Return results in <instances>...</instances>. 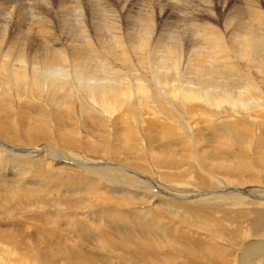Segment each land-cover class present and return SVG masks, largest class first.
I'll return each mask as SVG.
<instances>
[{
	"label": "bare ground",
	"instance_id": "1",
	"mask_svg": "<svg viewBox=\"0 0 264 264\" xmlns=\"http://www.w3.org/2000/svg\"><path fill=\"white\" fill-rule=\"evenodd\" d=\"M83 1H84V6H86V9H87L86 12H88L89 14V11H90V16H93L95 13L98 14V12L99 14L98 15L96 14L97 16L99 15L117 16L116 10L118 9H115V7H113V3H114V6L118 3L119 5H121L123 9L125 1L127 0H96V2L94 1L96 8H95V5L92 6L93 4L92 0L91 1L83 0ZM133 1L132 3L131 1L128 2L129 6L127 9L124 8L125 13L124 12L123 13L126 14L124 16H142L141 22L140 21L137 22L134 19V22L136 21L137 24H134V22L132 24L136 26V29H134L132 33H130L128 36H126V39H124L121 36H118V34L115 32L114 26L116 24V21H110V23L108 22L107 24L104 23V27L105 28L107 27L106 28L107 30H105L107 34H104V35L102 34L101 26L100 28L98 26L97 27L94 26L93 30H96L95 31L96 34L94 33V35L97 36L96 37L97 41L102 43L100 45L101 48L99 47L100 48L99 50V48L98 49L93 48L92 46L93 43L91 44L89 39L87 38L88 35L85 36L84 34L81 33V39H82L81 40L80 36L78 35L79 31L78 33L74 32L72 36L70 35L71 37H73L70 42L71 45L70 44L65 45V46L64 44L62 45L61 42L59 41L60 39L58 40L55 37L56 35L53 32L54 30L53 31L51 30V26H50L51 20L50 21L49 19L44 20L42 19V17H40V16H43V17L47 16V11H46L47 7H49L50 9L54 11L55 17L56 16L71 17L70 13L74 14V12H78L79 14V12L81 13L82 11V9L80 10V8H84V6H82V0H56L55 2H57L56 4L58 5L56 9L52 7L53 4L50 3L49 0H20V1L19 0H0V16H6V17L16 16V17H19L20 19V22L17 24V27L19 29V36H15L14 38H11L10 40H7V41H6L5 32L8 30L10 26L9 21L8 20L2 21L0 23V73L2 72L5 74L4 79L8 80L9 83L12 85V87L15 88L13 90L14 93L12 91L11 92L13 93L14 96L17 97L18 100H21L20 104L18 102L16 103L17 105L15 107L12 106L13 108H16V110H18L19 121L21 118L23 119L21 121L22 123L21 125L13 126L19 129V133L21 136L20 140L25 141L29 145H36L40 141H50L52 138L48 133H46V131L42 130L44 129V126L42 128V124L39 122L40 120H38V118L35 119V117L33 116V112L31 114L30 110L25 111V109L27 107L29 108V106L36 107L35 101H34L35 98L30 95L31 94L30 92L32 91V89L31 91L29 89L30 87L29 88L25 87L26 90L24 89L23 85H26V83L27 84L30 83V85L39 87L41 89L40 91L41 95L43 94V96H46L45 97L46 104L52 109V111L55 110L59 112L60 110L61 111L64 110V112L66 111L65 112L66 115L70 114L69 110L72 109V105H74L75 103L73 101H76L75 96L71 90L73 88V87L71 88V86L74 85L75 91L78 93L80 98L82 97L81 99L82 102L84 101L83 102L84 104L88 103V106H90V104L92 105L95 102L94 104H96L95 106H98V111L100 112V114L104 115L106 118L108 117V115L112 116L110 115V113L112 114V112L114 113L118 109H120L118 110V112L120 111V114L122 115L120 117H122V119L125 118L126 116H130L131 118H133V109L135 108V106L134 108L129 106L131 104L129 102L131 98V94L136 93L137 96L138 95L142 96V95H146L148 91L142 90L141 89L142 87L139 88L136 86L133 87L132 89H128L129 87L127 89H123L118 84L116 85L117 81H114V83L116 82L114 85L113 80H111L110 78H107L106 75L104 74H102L103 77L101 76V78H98L96 76L97 70L93 66V63L96 62V63H101L103 66L105 65L106 68L104 69H109V66L107 67V65H110L109 61L120 58L121 55H123V48H126V47L129 50L130 49L133 50L135 54H136V51L138 52V50L142 52L148 51L149 61H150L149 63L151 65V71L150 70L149 71L150 73L153 72L151 77H153L158 82L159 85H168L167 87L170 86L169 80H168L169 84H167L168 82L166 83L168 79L167 73L169 72V70H166L165 68H166V62L168 61H170L171 63L174 62L173 67H171L174 72V76L180 75L181 77V75L184 74V71H185L184 75L187 74V77H188V78H184V80H186V83L187 84L194 83L195 86L196 84L198 85L197 92L190 91L189 89L186 88V86L181 87V89L179 88L178 90L174 89L172 91L167 92V96L170 97L171 99L169 100L170 102L167 101V102H164V104L166 103V106L169 107L172 111L176 110V108L173 107V103L175 102V100L177 102V107H182V108L183 106H185L183 103L191 104L193 102H200L203 104H208L210 105V107H213L215 109L221 107L222 104H227L226 106H229V109H230L229 111H232V112L234 111L238 112L237 110L242 108L241 107L242 106L241 104L243 102L242 98H240V96L231 98V96L229 95V90L231 86H228V84L223 85L224 90H222L221 92L214 91L215 92L214 93L213 91H210L209 88L211 87L215 89L216 85H218V84L215 85L216 82L215 83L213 82L215 81L216 75L218 76L221 74L222 76L221 75L220 76L223 79L225 78L226 72H223V70L220 69L216 64L220 65L222 68H226L228 65H230L231 60L239 61L241 59H246V61L251 65L252 64L256 65L259 61L264 63V32L260 33V31H262L263 29L261 28L262 27L261 25L264 26V17H262V12L259 9V6H256V3L254 4L255 0H253L252 2L251 1L248 2L249 0H246L245 1L246 6H244L245 8L235 7L236 9L235 8H234L235 10L233 9L234 10L233 15L238 20L234 19L236 20L234 21L233 20L234 17H232L229 19H225L223 21V29H224V32H226L224 36H222V34L221 36L214 35L211 30V27L209 26V24H207L209 23L208 22L209 20L212 22L213 20H216V18L214 19V16L210 17L209 15H204L206 16V18L201 17L193 21L190 17H188L189 15L190 16L192 15L193 17L200 16L199 14H196V12H198L199 10L198 9L199 6L196 5L193 7V9H191L189 13L185 14L187 15V18H185L187 22L185 23L184 21L185 26L183 25L184 27H186L185 32L181 31L180 28H178L174 32V36L173 37L171 36L172 38L167 39L168 41L171 40L172 42H166L167 40L165 41L164 36H162L160 41H156L154 46H152L151 48L149 47L150 46L149 43L151 42L150 38H152L151 35H153L151 21L152 19H154V18L151 19V17L159 16V19H160V16H181V13H182L181 9L183 7V4L186 5L187 3L186 6L190 7L188 5H190V2L192 1L194 2V0H185V1L183 0L182 2L181 0H165V3L168 2L170 4H176L177 8H174L173 9L174 11L172 10V12H169V9L166 8V5L160 3L162 0L161 1L159 0H140L141 2L144 1L142 2V5L144 4L145 6H141L140 1H134V2ZM119 5H116V6H118L119 8ZM209 6H212V5H209ZM140 7L141 8L145 7V8L141 10ZM121 10H120V13H121ZM234 12H236L237 15L234 14ZM69 17L67 18L69 19ZM112 20H114V17ZM173 22L174 21L172 20L169 23V25L170 27L173 25L172 27L176 28L177 24L176 23L173 24ZM213 23L212 25H214ZM32 24L36 27L37 31L40 34L39 40L38 38L31 39L27 36L22 37L21 35V33L23 32V29L29 31L30 30L29 26H32ZM153 24H157V23H153ZM66 27H67V19L64 22V24L63 22L60 24V29L65 30ZM27 32H25L26 35L28 34ZM63 32L65 33V31ZM86 32L87 31L85 30V33ZM31 33H34V32H31ZM102 35L105 38H102L101 37ZM164 35H167V34H164ZM101 39L103 40L101 41ZM28 51H30L31 54ZM67 61L69 62L68 66L70 67H68V69L65 70L63 68L64 65L62 64ZM138 61L139 59L136 61V63ZM226 62H227V65L225 64ZM149 63L147 65H149ZM222 65L223 66L226 65V66L223 67ZM180 67H183L184 71H180ZM231 68L232 67H230V69ZM104 69L103 67H101V70H104ZM234 69L236 70V68ZM229 72L230 71L228 70V73ZM110 74L112 76L113 73H110ZM160 80L164 81V83L159 82ZM26 86H29V85H26ZM12 93L10 95H12ZM2 97L4 98L5 101L4 102L0 101V112L5 113L6 112L5 110H7V103H8L7 97H9V93L7 91L4 92ZM61 111H60V114H61ZM153 114L155 115V112ZM156 114H159V113L156 112ZM62 116L63 115H61L60 117ZM112 117H114V115ZM1 121L2 120H0V122ZM124 123L126 124L127 122L124 120V122H122L121 124L124 125ZM147 123L148 124H146L145 122L144 128L149 130L150 133L159 132L155 127V125L159 126L156 120L154 121L149 120ZM259 124L257 126L255 125L256 128L254 130L248 129V128L237 130L239 129L238 128L239 123H236V124L228 123V125H224V130L227 132L226 134L230 136H224L222 133H218L217 135L216 134L211 135V134H207L204 129H201V128L198 129L197 135H199L198 134L199 132H202L201 134L203 135H201L200 138L205 144L204 149L201 151L200 154L206 153L207 158L205 159V162L202 164L199 161V169L201 170V174H199L200 176L198 175V179H197L198 187L196 188H190L191 187L190 185L188 186V184L183 183L182 185L184 186V189L183 191H180L179 190L180 188L179 189L177 188L179 186L165 185L166 183L163 184V182L160 181L161 177L159 178V176H157L155 180L149 179V177L147 176V174L149 173L148 171H146L147 174L145 173L137 174L135 172H132V174L136 176L137 180L125 182L123 180H127L129 178L127 177V175L131 171L126 170L123 167L114 166V165L112 167L111 165L110 167L108 165H105V166L98 165L95 167L90 165L89 168L86 167L85 169L83 168V170L86 171V173H88L90 176L94 178L97 177V179L99 178L103 181L104 180L109 181V184L111 183L109 188H113V190L112 189L108 190V192L110 193L109 196L111 197L112 195L115 196L114 194L126 196L127 194L130 193V192L129 193L127 192V191H130L128 187H131V185L134 183L137 187V190H134V191L132 190V192L133 194H135L136 197L138 196L141 200L143 199L147 200L146 202H149L151 205H153L154 202L159 201L160 204L162 203L167 208H169L167 210L172 211V214L174 216L184 221L183 223H185L186 220H184L185 218L184 219L182 218L181 214L185 215L186 213H188L187 211L182 209L183 213L180 211L181 214L180 215L178 214L180 213L179 210L181 208H184L180 203L183 201L186 203L188 201L190 202V204H199L201 205L202 209L206 212H207L206 210L207 208L215 207L216 203L219 204L221 202L223 203L228 202V205H230L232 208L233 207L236 208V206L241 207L240 205H242L244 201L249 202L251 204L256 203V204H259L261 207H264V161H263L264 158L263 157L260 158L259 156V153H262V154L264 153V129L262 128V126L264 125V122H261ZM13 127L10 128L7 126V124L5 125L0 124V134H2V136L7 137L9 139H12L14 136L16 137V135L13 133V130H12ZM141 131H143V123L141 125ZM193 131L195 132L196 129H194ZM10 132H12L13 134L11 138H10L11 136ZM241 132H244L242 136H241ZM189 133L190 132H187V131L185 133V138L187 136L186 143H189L190 147H194V150L193 149L192 150L194 154L196 155L198 153L196 150L197 145L195 144L196 136L193 139L192 133L190 134ZM243 135H248V137L250 138L246 140L245 136ZM166 137L164 136V134H161V137L159 138L158 136L157 138L164 140ZM242 137L246 144H244V141H242ZM229 138L232 140H228ZM219 142L221 144H218ZM236 144L238 146H241L240 147L241 150L246 152L247 154L252 153L253 154V156L251 157L252 159L242 154L231 153L229 149L233 148ZM71 145L73 144L69 140H65V138L60 137V142L58 144L60 149H62V147L71 148ZM215 146L228 149V153L219 152L227 156L226 160L223 159L222 157H219V156H222L221 154L215 153L216 151L214 150ZM57 150L53 148L52 149L48 148L47 151L42 150V152H44L43 154L44 156L42 157L49 158L47 157V155L51 154V156H53L51 159L55 160V162H58L57 164H60L59 161L61 163L63 161L66 164L71 165V160H69V158L71 157V153L66 152L64 150L63 151H60V150L57 151ZM206 150L208 152H206ZM31 153L33 155V152L29 153L27 149L21 150L19 148L18 149L15 147L13 148L9 146L7 143H3V142L0 143V183L10 184V188L14 187L15 189H17V191L15 192L16 196L15 197L9 196L8 200H10V198L12 199L17 198L19 200L28 199L30 198V194H31L29 192L30 190L38 193L39 195H43V196L47 195L48 191L53 192L55 194L56 192H63L61 196L65 194L69 195L68 193L72 194V193L77 192V190L74 189L77 183L76 181L73 183H58V184L54 183L52 184L53 182H51V180L49 179L39 180L36 177V174L27 178V170L29 169L30 160H32L31 159L32 157L30 155L28 156V154H31ZM38 159L34 161L35 167L38 164ZM7 163H10V164H7ZM167 163L168 161L167 162L165 161L161 163L160 165H165V164L168 165ZM79 166L80 165L76 163V167H79ZM176 166L178 165L175 164L169 167H176ZM7 169H9L11 173H8L6 171ZM46 169H44V166H43L42 169L37 170V173L42 172L43 174H46L51 170L48 167ZM185 177L187 179L189 178L188 176L184 175L183 180L185 179ZM186 180L184 182H186ZM100 182L97 183L95 181V183H93V181L87 179L85 181H78V184L81 186L80 188L83 189L84 191H90L94 189H98L99 191L102 188V186H99ZM101 185L108 186V182L107 184L102 183ZM29 188L31 189L29 190ZM151 188H155L156 189L155 192L157 193H152V194L147 195L149 193L147 190ZM197 188H203L206 190L201 191V190H198ZM144 190L147 191L148 193L147 194H144L143 192L139 193V191L141 192ZM76 194L78 195V193ZM161 195L163 197L165 196L166 199L165 200L158 199V201H156L157 200L156 198H158V196L161 197ZM3 196L7 198L6 195L3 194ZM37 197L38 196L36 195V198ZM0 198H2V195L0 196ZM67 198L68 197H64L63 199L66 201ZM112 198H118V197L115 196ZM118 199L119 201L123 200L121 198H118ZM127 199L129 200V197ZM113 200L115 201V199H111V201ZM128 200L126 202H130ZM240 201H243V202H240ZM81 202H82V199L80 200V203L78 202L75 204L79 206ZM163 205L161 206L163 207ZM87 206L88 205H86L85 207ZM69 208L70 207H68L67 209ZM156 209L157 208H154L152 210H156ZM202 209L201 210L197 209L196 212L190 210L191 213L193 212L194 214L188 216V217H192V220L190 221V219L188 218V223L186 221L187 226L183 228L184 230L183 229L179 230L178 228L172 227L170 228V231H168L167 230L169 228L168 227L166 228V230H164V232L162 231V229H164L165 227L164 228L161 227L158 224L159 222L157 221L147 219L145 213H142V212L141 214L139 212L132 211L131 215L124 216L123 213L119 211L118 209H111L108 212L109 213L113 212V213L112 214L108 213L109 215H107L106 217L104 216L105 214H103V212L101 211L100 212H101V215H103L104 218H106V223L109 225L108 227H110L109 229H112L111 232H116V230L118 229L120 230V231H117L118 233L121 231L124 232L123 240L121 242L123 245H125L126 248L129 247L127 245V242L131 244V247H133V249L135 248L136 251L134 252L136 254V257H135L136 260H139V258H141L139 257V252L141 253V251H139L140 247H147V249L157 247L158 245L157 242L154 243V241L152 240L153 238H155L153 235H155V233L157 235H162V232H163L164 234H166L165 235L166 239L169 237V238L175 239L176 241V239L182 238L184 240L185 239L188 240V242L190 241L191 244H193V248L192 249L190 248L191 250L182 245L183 250L185 252H188L187 254H189L187 257H184L186 259L184 260L182 264H198L197 262L199 260V257L201 258V260L202 259L204 260L201 262L203 264H264V234H263L264 231H260V228H259V232L255 231L256 233H258V235H252L250 232L251 229L249 228V226L239 225L238 230H236V235L237 237L239 236L240 240L239 241L237 240L236 243L229 244V245H227L228 243L227 244L221 243L222 241L221 239H226L230 241L231 243L233 240H235L234 235H230L228 233L227 235L230 236L229 238H233V239L226 238L227 237L226 232L220 229L221 227L225 225L224 221L230 224V221L232 220V218L237 215H241L239 216L240 218L241 217L246 218L247 215L245 211L237 212V214L228 213L229 215H226L224 214L222 210H219V208H217L218 210L216 211L217 213L221 214L220 215L221 218L219 220L214 221L210 219L209 216H206V214L204 213L200 214V212H203ZM210 210L213 213L214 209H210ZM90 214L92 216H90ZM256 214L258 216L256 217L257 219H259V217L263 215L261 212H258ZM239 217H236L234 219H237ZM83 218L87 219L86 221H88L89 219L88 223H86ZM101 218H102L101 216H99L98 214H94L91 211L89 214L87 212L84 215V217L79 216L78 222L82 223L84 228H85L84 226L85 224L86 226L90 228V224L98 223V221H100ZM113 218L115 220H112ZM196 221H199L200 223L204 225H198L196 224ZM72 222H75V221H72ZM262 222H264V219ZM254 224L256 226L259 225L258 223H256V221H254ZM92 228H94L93 230V233L95 234L94 238L91 236L84 237L83 239L80 238L82 242L87 243L85 244L86 246L84 247L85 250L88 249L90 242H92L93 240H96V241L102 240L101 238L102 236H100V234L102 235L103 233L104 234L108 233V235L110 234V232H102L101 230L98 231L97 226H93ZM254 228L256 229L257 227H254ZM219 229H220V232H219ZM2 232L11 233L10 229L8 228L6 229L0 228V239H5V238L8 239L10 237V235L8 237ZM81 233H84V232H81ZM114 234L116 235V233ZM61 239L62 238H60L59 240L61 241ZM103 240H105V237ZM108 243L110 244L111 240ZM113 244H116V242ZM58 245L60 246V244ZM81 249L84 251L83 248ZM92 250L93 249L89 247L88 253H87L90 256V260L87 259L86 254H82L81 256H79V254L73 253L72 255L73 257L75 255V259L77 261L76 263L90 264V263H94V260L98 259V257L93 255L94 252L92 253ZM143 250L145 249L143 248ZM123 251H125V253L127 252L126 249L124 248H123ZM5 252L8 253L7 251ZM41 253L43 254V256L48 255L46 250L42 251ZM150 255L152 256V254ZM151 256L150 258L153 257ZM166 257H167V254H166ZM158 258H160V256H158ZM121 261L122 260H120V262ZM30 262H31L30 264H33V261H30ZM140 262L142 263V261ZM26 264H29V261H27Z\"/></svg>",
	"mask_w": 264,
	"mask_h": 264
},
{
	"label": "rangeland",
	"instance_id": "2",
	"mask_svg": "<svg viewBox=\"0 0 264 264\" xmlns=\"http://www.w3.org/2000/svg\"><path fill=\"white\" fill-rule=\"evenodd\" d=\"M55 1L56 0H49V2L53 4L52 7L54 9L58 7V5L56 4L57 2ZM94 1L96 2V0H92V3H93L92 6L95 5ZM130 1L132 3L133 0L125 1L123 9L121 5H119L118 3L116 5H119V8L116 5L114 6V3H113V7H115V9H118L116 10L117 16H101V15L97 16L99 12L98 14L95 13L93 16H90V11H89V14L88 12H86L87 9H86V6H84V1L82 0V6H84V8H80V10L82 9L81 13L79 12L80 15L78 14V12H74V14L70 13L71 17L69 16H64V17L56 16L55 17L54 11L50 9L49 7H47L46 8L47 16L46 17L40 16V17H42V19L44 20L45 19H49V21L51 20L50 21L52 23V24L50 23L51 30L52 31L54 30L53 32L56 35L55 37L58 40L60 39L59 41L61 42L62 45L63 44L64 46L69 45V44L71 45L70 42H71V39L73 38L71 36L74 34V32L78 33L79 31L78 35L80 36V39H81V33L84 34L85 36L88 35L87 38L89 39L91 44L93 43L92 45L93 48L98 49L99 47L101 48L100 45L102 43L97 41V38H96L97 36L94 35L96 31V30H93L94 26L96 27L98 26L99 28L101 26V31H102V34L104 35V34H107L105 31L107 30L106 29L107 27L106 28L104 27V23L107 24L108 22L110 23V21H116V24H115L116 28L114 26L115 32L118 34V36H121L124 39H126V36H128L130 33H132L134 29H136V26L134 24H137L138 21L141 22L142 16H124L126 15L124 14L125 13L124 8L126 9L128 8L129 6L128 2ZM134 1H140V0H134ZM162 1L160 3L166 5V8L169 9V12H172L174 8H177L176 4H170L168 2L165 3V0H162ZM182 1L183 0H181V2ZM245 1L246 0H200V1L194 0V2L192 1L190 2V5H188L190 7L186 6L187 5L186 2H185L186 5L183 4V7L184 8L187 7L186 8L187 10L182 7L181 16H160V19H159V16H152V17L149 16L151 17V19L154 18L151 21L153 35H151L152 38H150L151 42L149 43L150 44L149 47L151 48L152 46H154L156 41H160L162 36H164L165 41L167 39L172 38L174 36V32L178 28H180L181 31L185 32L186 27H184L185 26L184 24L187 22V20H185V18H187V15L185 14L189 13L191 9H193V7L196 5L199 6L198 8L199 10L198 12H196V14H199L200 16L193 17L192 15L191 16L189 15L188 17H190L193 21L201 17L206 18V16L204 15H209L210 17L214 16V19L216 18V20H213L214 23L209 20L208 21L209 23L207 24H209V26L211 27V30L214 35L221 36L222 34V36H224L226 32H224V29H223V21L225 19H229L232 17H234L233 20L234 19L238 20L233 15V11L238 7L245 8L244 7L246 6ZM250 1L252 2L253 0H249L248 2ZM142 2H141V6H145L144 4L142 5ZM255 3H256V6H259V9L262 12V17H264V0H255L254 4ZM209 5H212V6H209ZM95 8H96V5H95ZM144 8L145 7H142L141 10H143ZM120 10H121V13H120ZM236 12H234V14H236ZM67 17H69V19ZM113 17H114V20H112ZM66 19H67V27L65 30H62L60 29V24L62 22L64 24ZM134 19L137 22L136 21L134 22ZM7 20L9 21L10 26L8 30L5 32L6 41L10 40L11 38H14L15 36H19V29L17 27V24L20 22L19 17H16V16H9V17L0 16V23L2 21H7ZM172 20L174 21L173 24L175 23L177 24L176 28H173L172 27L173 25L171 26L172 28L170 27L169 23ZM133 22L134 24H132ZM153 23H157V24H153ZM212 23L214 25H212ZM261 26H262L261 28L263 29L262 31H260V33H263L264 26L263 25ZM29 29H30L29 31L23 29V32L21 33L22 37L27 36L31 39L38 38L39 40L40 34L37 31L36 27L32 24V26H29ZM85 30L87 31L86 32L87 34L85 33ZM63 31H65V33ZM25 32H27L28 34L26 35ZM31 32H34V33H31ZM164 34H167V35H164ZM103 35L101 37L105 38L103 37ZM102 40L103 39H101V41ZM166 42H172V41L167 40ZM28 52L30 53V51ZM133 52H134L133 50L131 49L129 50L127 49V47L123 48L124 56L121 55L122 58L120 57L115 60L109 61L110 63L109 62L108 63L110 65H107V67L109 66V69H104L106 68V66L105 65L103 66L101 63H96V62L93 63V66L97 70L96 76L98 78H101V76L103 77L102 74H104L106 75L107 78H110L111 80H113L114 85L116 83V82L114 83V81H117L116 85L118 84L123 89H127L128 87H129L128 89H132L133 87L136 86L139 88L142 87L141 88L142 90L148 91L146 95H142V96L140 95L137 96L136 93L131 94V98L129 101L131 104L129 103L130 104L129 106L133 108L135 106V108L133 109V118H131L130 116H126L125 118H123L127 122L126 124L124 123V125L121 124L122 122H124V120L122 119V117H120L122 116L120 114V111L118 112V110L120 109H118L114 113L112 112V114L110 113V115L112 116L114 115V117L108 115L107 117L108 119H107L104 115L100 114V112L98 111V106H95L96 104H94L95 102L92 105L90 104V106H88L87 102H86L87 104H84L83 103L84 101L82 102L81 100L82 97L81 98L79 97L78 93L75 91L74 85L71 86V88L73 87L71 90L75 96L76 101H73L75 103L74 105H72V109L69 110L70 112L69 115H66L65 113L66 111L64 112V110L62 111L60 110L61 114H60V111L59 112L55 110L52 111V109L46 104V98H45L46 96H43V94L41 95V92H40L41 89L39 87L30 85V83L28 84L26 83V85H29V86L23 85L25 90L27 87L28 88L30 87L29 88L30 91L32 89V91L31 92L29 91V92L31 93L30 95L35 98L34 101L36 105V107H33V106L32 107L29 106V108L27 107L25 111L30 110L31 114L33 112V116L35 117V119L38 118V120H40L39 122L42 124V128L44 126V129L42 130L46 131V133H48L52 137L50 141H40L36 145H29L25 141L20 140L21 136L19 133V129L17 127H13V126L22 124L21 121L23 119L21 118L19 121L18 110H16V108H13L17 105L16 103L19 102L20 104L21 100H18L17 97L13 95L14 93L13 90L15 88L12 87V85L9 83L8 80L4 79L5 74L2 72L0 73V101L1 102L5 101L4 98L2 97L4 92L7 91L9 93V97H7L8 98L7 99V102H8L7 110H5L6 111L5 113L0 112V120H2L0 124L2 125L7 124V126L10 128L13 127L12 129L13 133L16 135V137L14 136L12 139H9L7 137L2 136V134H0V143L1 142L7 143L9 146L13 148L15 147L17 149L19 148L21 150L27 149L29 153L33 152V155L32 153L28 154V156L30 155L32 157V158L29 157L32 159L30 160V165L32 166L29 165V169L27 170V178L36 174V177L39 180L49 179L51 180V182H53L52 184L54 183L56 184L73 183L76 181L77 183L74 189L77 190V192L76 191L75 192L78 193L77 195L76 193L71 194L67 192L69 195L65 194L61 196L63 192H56L55 194L53 192L48 191V194L43 196V195H39L38 193L34 191H31L30 190L31 188H29L30 190L29 192L31 193L30 198L23 199V200H19L17 198L15 199L10 198V200H8L9 196H12V197L16 196L15 192L17 191V189H15L14 187L10 188V184L0 183V196L2 195V198H0V201H1L0 202V228H4V229L8 228L10 229V232H11V233L2 232L8 237L10 235V237L8 239L7 238L0 239V260L3 259L1 260L2 262L0 261V264H5V263L7 264H24L25 263L26 264L27 261H29V264L31 263L30 261H33V264H81V263H76L77 261L75 259V255L73 257L72 254L77 253L79 254V256H81L82 254H86L87 259L90 260V256L87 254L89 247L93 249L92 250V253L94 252L93 255L98 257V259L94 260V263H90L89 261L90 264H116V263L117 264H120V263L121 264H126V263L127 264H162V263L163 264H182L184 260L186 259L184 257H187L189 255L187 254L188 252H185L183 250L182 245L188 249L190 248L192 249L193 244H191L190 241L188 242V240L186 239L184 240L182 238L176 239L177 242L173 238L168 237L166 239V236H165L166 234H164L163 232L168 227H169L167 229L168 231H170V228L172 227L178 228L179 230L186 227L187 226L186 221L188 223V218L190 219V221L192 220V217H188V216L194 214L193 212L191 213V211L196 212L197 209L201 210L202 209L201 205L190 204V202L188 201L187 203L184 201L180 202L184 208H181L179 212L180 211L182 212L183 211L182 209L188 212L185 215L181 214V212L178 213L179 215L181 214L183 219L185 218L184 220L186 221L185 223H183L184 221L174 216L172 214V211L167 210L169 208H167L162 203L161 204L159 203L158 199L165 200L166 199L165 196L164 197L162 195L161 197L158 196V198H156L157 199L156 201L158 202H154V204L151 205L149 202H146L147 200L143 198H142L143 200H141L138 196L136 197L135 194H133L132 190L133 191L137 190L136 185L133 183L131 187H128L130 191H127V192L128 193L130 192V193L127 194L126 196L114 194L118 198L123 199L122 201L121 200L119 201L118 198H112L115 196L113 195L112 197L109 196L110 193L108 192V190L110 189L113 190V188H109L111 184V183L109 184V181H106V180L103 181L99 178L97 179V177L94 178L90 176L88 173H86V171H84L83 168L84 169L86 167L89 168L90 165L93 167L98 166V165L100 166L108 165L109 167L111 165L112 167L114 165V166L123 167L126 170L131 171L127 175V177L129 178L127 180H123L125 182L137 180L136 176L133 175L132 172H135L137 174H140V173L147 174L146 171H148L149 173L147 174V176L149 177V179L155 180L157 176H159V178L161 177L160 181H162L163 184L166 183L165 185L179 186L177 188L178 189L180 188L179 189L180 191H183L184 189V186L182 185L183 183L188 184V186L190 185L191 186L190 188L198 187L197 179H198V175L201 174V170L199 169V161L202 164L205 162V159L207 158L206 153L200 154L201 151L204 149L205 144L200 138V136L203 135L201 134L202 132H199L198 133L199 135H197L198 129L200 128L204 129L207 134H211V135L212 134L217 135L218 133H222L224 136H230V135H227L226 134L227 132L224 130V125H228V123L229 124L239 123V126H238L239 129L237 130L244 129V128L254 130L259 123L264 122V68H263L264 63L259 61L256 65L255 64L251 65L246 61V59H241L239 61L231 60L230 65H228L226 68H222L220 65L216 64L220 69L223 70V72H226L225 78L223 79L221 77L222 76L221 74H220L221 76L216 75V78L218 79L215 78V81L213 82L214 83L216 82L215 85L216 84L218 85H216L215 89L210 87L211 89L209 88V90L213 92L214 91L221 92L222 90H224L223 85L228 84V86H231L229 90V95L231 96V98L240 96V98H242V101H243L241 104L242 105L241 107L243 109L241 108L237 110L238 112L229 111L230 109H229V106H226L227 104H222L221 107L215 109L213 107H210V105L208 104H203L200 102H193L191 104L183 103L185 106L182 105L183 106L182 108V107H177L176 100L173 103V107L176 108V110L172 111L169 107L166 106V103L164 104V102H167V101L170 102L169 100L171 99L170 97L167 96V92L172 91L174 89L176 90H178L179 88L181 89V87H184V86H186V88L189 89L190 91L197 92L198 85L196 84L195 86L194 83L193 84L186 83V80H184V78H188V77H187V74L184 75L185 71L183 70L184 69L183 67H180V71H184V74H182L181 77L180 75L174 76V72L171 68L173 67L174 62L171 63L170 61L166 62V68H165L166 70H169V72L167 73L168 79L166 83L168 82L167 84H169V81H170V86L167 87L168 85H159L158 82L153 77H151L153 72L150 73L151 65L149 63L150 61H149L148 51H145V52L143 51L144 52L143 53L142 51L138 50V52L136 51V54L135 52L134 53ZM138 59L140 62L138 61L137 62L138 64H137L136 61ZM148 63L149 65H147ZM68 64H69L68 61L62 64L64 65L63 68L65 70H67L68 67H70L68 66ZM169 64H171L172 66ZM225 64L227 65V62ZM100 66L103 67L104 70H101ZM230 67L232 68L230 69ZM234 68H236V70ZM228 70L230 71L229 73H228ZM110 73H113L112 76ZM159 82L164 83V81L162 80H160ZM10 92L12 93V95H10L11 94ZM162 95L164 96V98ZM160 101H162L163 103ZM34 110H36L37 113ZM148 111L150 114L151 113L152 114L150 115ZM154 112H155V115L153 114ZM156 112H158L159 114H156ZM61 115L63 116L60 117ZM149 120L157 121V124H159V126L155 125V127L159 132L150 133L149 130L144 128L145 122L146 124H148L147 122ZM219 120L222 122H220ZM142 123H143V131H141ZM262 128L264 129V125L262 126ZM194 129H196L195 132L193 131ZM186 131L192 133L193 139L196 136L195 141L197 143L195 142V144L197 145L196 150L198 152L196 155L193 152L194 147H190L189 143H186L187 141V136L185 138ZM243 133L244 132H241V136ZM161 134H164V136L165 137L167 136V137L164 140H161L159 139L161 137ZM10 135L9 136L11 138L13 135L12 132H10ZM156 136L157 137L159 136V138H157ZM243 136H245L246 140L250 138L248 137V135H243ZM60 137L65 138V140H69L73 144L71 145V148L62 147V149H60L58 146L60 142ZM228 140H232V139L229 138ZM242 141H244L243 137H242ZM220 142L218 144H221ZM237 144L233 148L229 149L230 152L236 153V154H242L252 159L251 157L253 156V154L252 153L247 154L246 152L242 151L240 148L241 146H238ZM244 144H246L245 141H244ZM48 148L49 149L53 148L56 150L58 149L60 151L64 150L66 152L71 153V157L69 158V160H71V165L66 164L63 161L61 163L59 160L58 161L60 164H57L58 162H55V160L51 159L53 157L51 156V154L47 155V157L49 158L42 157L44 156L43 155L44 152H42V150L47 151ZM214 150H216L215 153H218V154L228 153L227 148H220V147L215 146ZM206 152L208 151L206 150ZM221 155L222 156H219V157H222L223 159L226 160L227 156H225L224 154H221ZM259 156L260 158L261 157L264 158V153L263 154L259 153ZM36 159H38V164L35 167L34 161ZM162 161L163 162L168 161L167 163L168 165L166 164L160 165L161 163H163ZM76 163L80 166L76 167ZM7 164H10V163H7ZM175 164L178 166L169 167ZM43 166H44V169L48 167L51 170L46 174H43L42 172L37 173V170L42 169ZM6 171L8 173H11L9 169H7ZM184 175L188 176L189 178L187 179L185 177V179L183 180ZM87 179L93 181V183H95V181L98 183L101 180L99 184V186H102L101 190L98 191V189H94L90 191H84L83 189H81L80 188L81 186L78 184V181H85ZM185 180L186 182H184ZM107 182H108V186L101 185L102 183L107 184ZM197 189L201 191L206 190L203 188H197ZM144 191H141V192L139 191V193L143 192L144 194H147L149 192L147 195L152 194V193H157L155 192L156 191L155 188L148 189L147 190L148 192L147 191L144 192ZM3 194L6 195L7 198L3 196ZM36 195L38 196L37 198H36ZM127 196L129 197V200L127 199L128 198ZM64 197H68L66 201L63 199ZM110 198L115 199V201L114 200L111 201ZM81 199H82L81 204L79 206L76 205L75 203H78V202L80 203ZM126 199L130 202H126L127 201ZM240 202H243V201H240ZM156 204L159 206H157ZM216 204H215V207L207 208L206 209L207 212L202 209L203 212H200V214L204 213L206 214V216H209L210 219L214 221L219 220L221 218L220 217L221 214L217 213L216 211L218 210L217 208H219V210H222L224 214L226 215H229L228 213L237 214V212H240V211H245L247 215L246 218H243V217L240 218L239 216L241 215L234 216L232 220L230 221V224L224 221L225 225L221 227L220 229L226 232V235L227 233L230 235H234L235 240H233L231 243L230 241L226 239H221L222 240L221 243H224V244L228 243L227 245H229V244L236 243L237 240L239 241L240 238L239 236L237 237L236 235V230H238L239 225L249 226V228L251 229L250 232L252 235H258V233H256L255 231L259 232V228H260V231H264V222H262L264 219V207H261L259 204H256V203L251 204L249 202L244 201L243 204L240 205L241 207L236 206V208L234 207L232 208L230 205H228V202L226 203L221 202L218 205ZM86 205L88 206L85 207ZM161 205H163V207ZM68 207L70 208L67 209ZM154 208H157L156 209L157 211L152 210ZM111 209H118L119 211L123 213L124 216L131 215L132 211H136L139 213L141 212L145 213L147 219L157 221L159 222L158 224L161 227L163 228L165 227L164 229H162L163 232L161 231L162 235L165 237H163L162 235H157L155 233V235H153L155 238H153L152 240L154 241V243L157 242L158 244L157 247H153L151 249L149 248L147 249V247H140L139 251H141V253L139 252V257L141 258L138 257L139 260H136L135 259L136 254L134 252L136 251L135 248L133 249V247H131V244L128 242H127V245L129 247L126 248L125 245H123L121 242L123 240L124 232L121 231L118 233L117 231H120L119 229L116 230V232H111L112 229H109L110 227H108L109 225L106 223V218H104V216L106 217L107 215L112 214L113 212L111 213L108 212ZM210 209H214L213 213L211 212ZM86 210L88 214L91 211L94 214H98L99 216L102 217L101 218L102 220L100 219L98 223L90 224V228L86 226L85 224L84 225L85 228H84L83 224L78 222V217L79 216L84 217V215L87 213ZM100 211L103 212V214L105 215L104 216L101 215ZM255 212L256 213L261 212L263 215L259 217V219H257L256 217L258 216ZM90 216L92 215L90 214ZM236 217H239V218L234 219ZM83 219L86 223H88L89 219L88 221H86L87 219L85 218ZM112 220H115V219L113 218ZM72 221H75V222H72ZM254 221H256V223H258L259 225L256 226L254 224ZM196 224L204 225L200 223L199 221H196ZM93 226H97L98 231L101 230L102 232H110V234L109 235L108 233L107 234L103 233V235L100 234V236H102L101 237L102 240L100 241L93 240L92 242H90L88 249L85 250L84 247L86 246L85 244L87 243L82 242L81 239H83L84 237H89V236L93 238L95 237V234L93 233L94 228H92ZM254 227H257V228L255 229ZM83 229L86 231H84ZM220 229H219V232H220ZM81 232H84V233H81ZM114 233H116V235ZM107 235L109 236V238ZM104 237H105V240H103ZM229 237L230 236L227 235L226 238L233 239ZM60 238H62L61 241L59 240ZM168 239H170L171 241ZM110 240H111V243L109 244L108 242H110ZM115 242L116 244H113ZM58 244H60L61 247ZM80 247L84 249L85 253ZM175 247L176 248L178 247V248L176 249ZM123 248L126 249L127 251L126 253L125 251H123ZM143 248L145 250H143ZM45 250L47 251V254H48L47 256H43V254L41 253L42 251H45ZM5 251H7L8 253H6ZM149 253L152 254L153 257ZM157 254L158 256H160V258L161 257L162 258L161 259L158 258ZM166 254H167V257H166ZM150 256L152 258H150ZM119 259L122 261L120 262ZM151 259L153 260L155 259V260L153 261ZM110 261L113 263H111ZM140 261H142V263ZM202 261L204 260L203 259L201 260V258L199 257V260L197 263L200 264Z\"/></svg>",
	"mask_w": 264,
	"mask_h": 264
}]
</instances>
